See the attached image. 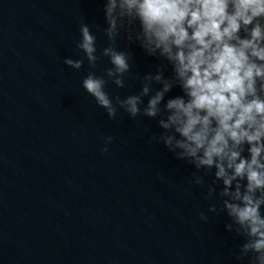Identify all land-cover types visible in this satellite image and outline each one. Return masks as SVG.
I'll return each instance as SVG.
<instances>
[{
    "label": "clouds",
    "instance_id": "1",
    "mask_svg": "<svg viewBox=\"0 0 264 264\" xmlns=\"http://www.w3.org/2000/svg\"><path fill=\"white\" fill-rule=\"evenodd\" d=\"M103 14L107 46L97 55L96 36L81 23L76 48L84 56L64 63L78 70L85 59L95 68L108 58L112 66L90 71L83 89L111 119L118 108L156 119L162 131L150 142L202 173L191 183L212 177L206 198H219L226 231L243 239L235 258L264 264V0H105ZM118 39L159 62L123 99L105 91L109 81L126 87L131 72L132 53ZM174 88L182 95L168 97Z\"/></svg>",
    "mask_w": 264,
    "mask_h": 264
}]
</instances>
